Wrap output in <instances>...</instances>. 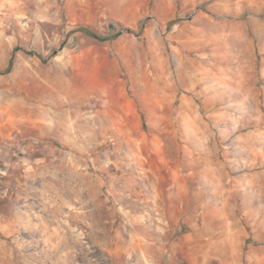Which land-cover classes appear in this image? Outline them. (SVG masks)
<instances>
[{
	"label": "rangeland",
	"instance_id": "rangeland-1",
	"mask_svg": "<svg viewBox=\"0 0 264 264\" xmlns=\"http://www.w3.org/2000/svg\"><path fill=\"white\" fill-rule=\"evenodd\" d=\"M0 264H264V0H0Z\"/></svg>",
	"mask_w": 264,
	"mask_h": 264
},
{
	"label": "trees",
	"instance_id": "trees-1",
	"mask_svg": "<svg viewBox=\"0 0 264 264\" xmlns=\"http://www.w3.org/2000/svg\"><path fill=\"white\" fill-rule=\"evenodd\" d=\"M80 31H83L85 34H87L88 36L100 41V42H105V41H109V40H113L115 38H117V35H109V36H100L98 34H95L94 32H92L88 27H82L80 28ZM16 50V49H15ZM31 54H33L34 52H30ZM39 57H42L41 55H38ZM14 65V57L12 58L9 67L7 68V70L5 71V73H10L12 71Z\"/></svg>",
	"mask_w": 264,
	"mask_h": 264
}]
</instances>
